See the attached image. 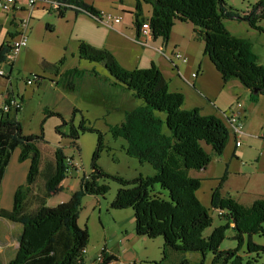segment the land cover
<instances>
[{
    "label": "trees",
    "instance_id": "obj_1",
    "mask_svg": "<svg viewBox=\"0 0 264 264\" xmlns=\"http://www.w3.org/2000/svg\"><path fill=\"white\" fill-rule=\"evenodd\" d=\"M65 8L84 13L101 20L102 13L84 0H64ZM152 7L149 19L154 39L168 42L176 22L190 23L194 27L196 39L204 44L203 54L215 66L225 82L239 81L251 93L252 101L264 96V66L253 51L250 40L230 34L224 23L226 18L244 20L251 29L264 34V0H258L247 14L240 16L224 0H136L135 25L140 29L145 21L142 4ZM63 15V12H61ZM9 42L0 44V65L6 61L11 50ZM79 57L90 63L100 64L116 84L124 86L145 103L129 112L124 120L114 126L110 133L114 140L123 139L127 146L125 153L140 165L149 164L155 174L127 180L107 173L100 165L101 154L111 152L103 143V134L86 128L82 118L76 125L74 118L80 113L73 111V118L66 121L60 114L45 110L46 117L60 118L61 125L56 132L71 140V146L79 151L76 142L84 133L96 134L97 147L91 159L89 174L80 179V187L70 199L48 207L47 201L63 191L62 183L69 176V161L63 147H58L54 158L42 162L40 145L46 143L44 124L39 135H24L21 122L17 118L1 115L0 118V194L6 170L15 150L20 149V162H30L26 182L20 185L13 199V209L0 208V219L19 223L23 233L19 248L9 264H87L84 251L90 241L87 226H79L83 209V199L87 196L104 198L110 191L109 182L120 186L110 208L112 210L132 209L135 219V234L146 239L163 238L162 260L170 254L185 255L195 253L213 256L212 264H248L255 255L264 254V197L251 206L241 205L231 197L222 195V183L212 194V211L221 212L223 224L215 227L211 235L205 231L212 227L213 218L197 197L202 181L193 178L191 171L208 169L212 157L203 144L221 156L230 142L228 127L214 115L203 116L199 109H183L185 97L173 93L161 70L152 64L147 69L125 70L114 55L106 49H97L86 43L79 46ZM65 63L63 57L58 63L43 61V74L61 76L60 69ZM12 66V65H11ZM11 68V67H10ZM6 77V76H4ZM40 85L42 76H35ZM257 91V93H255ZM21 110H16L18 115ZM68 133L63 134L62 129ZM112 160L117 162L116 155ZM43 163V164H42ZM43 181L41 193L35 188ZM156 186L168 193L163 198L156 192ZM233 230L232 240L237 247L221 250L227 231ZM255 238L263 243L255 242ZM255 260V258H254ZM117 258L103 252L102 261L91 264H111ZM257 262V261H256ZM188 262L184 259L181 264Z\"/></svg>",
    "mask_w": 264,
    "mask_h": 264
},
{
    "label": "crops",
    "instance_id": "obj_2",
    "mask_svg": "<svg viewBox=\"0 0 264 264\" xmlns=\"http://www.w3.org/2000/svg\"><path fill=\"white\" fill-rule=\"evenodd\" d=\"M51 1L62 2L64 0ZM84 1L102 13L101 20H96L84 13H77L70 8L66 9L65 6L48 5L46 0H38L31 11L27 10L26 0H18L17 5L18 7L20 6V9L18 7L15 8L11 14L0 12V16L6 20L7 25L5 38L0 44L3 42L11 44L12 38L17 31L19 19L24 17L31 18L30 40L35 20L34 13L41 12L42 14L54 15L55 20L52 23H47L45 29L62 38L60 45L64 54L60 56L59 60H56V57L54 60H50L52 59L50 53L47 54L50 58L46 54H42L44 56L40 57V64L43 61L56 64L64 57L65 63L60 69L61 76L55 78L53 75L43 74L40 68V73L37 75L44 77L45 80L40 85H37L36 82L33 85H28L29 87L36 86L35 88L39 90L43 88L45 93L48 94L52 106L47 107L53 110L44 109V115L45 110H49L60 114L66 121H70L73 118L74 109H77L80 113L74 118L76 125L83 118L86 128L101 131L95 128V125L92 126L89 120L90 115L94 113L99 120L107 124L108 132L110 133L111 129L121 123L129 112L145 106V103L131 91L120 84H116L103 66L80 59L79 46L81 43H86L97 49L108 50L114 55L120 66L128 71L147 69L152 64H155L167 80L170 92L181 93L185 97L183 106L185 110L197 108L203 116L214 115L220 118V114L224 111H229L237 101L242 102V119L245 126L244 133L246 134L241 139L242 145L236 147L235 140L233 139L234 143H230V140L229 145L226 146L221 156H217L214 152L212 153L205 149L212 157L208 169L205 171H191L190 175L193 178L200 179L202 181L201 186L205 183L209 184V181H211L213 183L211 196L221 183V179L224 178L222 195L229 197V195L235 194L233 198L244 206H251L255 201L262 199L264 197V96H260L259 101H252L250 91L245 89L244 85L239 81L225 82L211 61L204 56V44L196 39L194 27L190 23L176 22L168 42H164L161 38L154 39L152 37V39L141 43L140 32L135 25L136 0ZM61 12H63V15H61ZM107 14L120 18L121 22L110 25L105 19ZM151 16V5L143 3L142 17L146 21ZM178 24L185 26V29L177 27L179 26ZM1 27L2 25H0ZM230 34L232 33L230 32ZM70 45L71 51L68 52ZM28 47L29 43L21 54ZM55 50L56 52L58 51V46L55 47ZM175 50L185 55L188 58V63L184 64L181 61L169 60V56ZM45 51L47 53L48 49H45ZM20 55L11 68L6 69L7 76L0 77L1 80L3 79L0 82V101L14 96L21 100L24 108V97L20 95L18 87L16 86L15 88L12 84L13 72L16 69ZM193 74H197V76L193 77ZM44 83L46 84L44 85ZM61 107H64L63 110H61ZM8 116L11 118L18 117L15 111L10 112ZM48 118L58 117L45 116L43 121L46 123ZM62 132L67 134L68 129L64 128ZM108 132L104 133L106 138ZM60 138L68 139L69 147L78 152L74 146H71L69 138L61 135ZM62 143V141L59 142L58 147H63L65 155L75 160V153L72 156H68L67 146ZM104 145L110 147L111 152L109 153L111 155H116L118 150L125 153L127 143L123 139L116 141L111 139V141L106 140ZM77 147L79 148L78 145ZM128 160L137 164L134 178L139 174L145 177L155 174L149 164L140 165L135 159L129 158ZM101 165L103 166L102 163ZM214 169L215 172L213 171ZM89 172H85L82 166L79 169H72L71 174L62 183V192L69 191L66 199H70L72 193L79 189L80 179L89 174ZM88 200L93 203V206L101 208L100 198L89 196ZM66 201L62 200L61 203ZM12 209L13 204L11 207L5 208L8 211ZM22 233L23 227L21 224L0 219V264H9L14 259ZM135 236L134 234L130 236L131 241H135ZM108 252L109 255L116 257L118 261L119 251L111 249ZM171 256L174 262L163 261L161 263L179 264L184 259L187 260L185 255L172 253ZM191 256L192 258L188 264H197L200 255ZM115 263L116 261H113L111 264Z\"/></svg>",
    "mask_w": 264,
    "mask_h": 264
},
{
    "label": "rangeland",
    "instance_id": "obj_3",
    "mask_svg": "<svg viewBox=\"0 0 264 264\" xmlns=\"http://www.w3.org/2000/svg\"><path fill=\"white\" fill-rule=\"evenodd\" d=\"M224 1L228 6L234 9V12L242 16L251 11L252 7L257 3L258 0ZM34 15L35 20L33 22L29 47L20 55L12 77L13 86L15 88L17 86L20 95L24 97L25 106L17 117V119L21 122L24 135H39L41 133V125L45 118L44 109L48 108L47 106H52L50 104L48 94L45 93V90H43V88L39 90L35 88L36 86H26L27 80L30 77L40 73V57L44 56L42 54H46V56L50 58L49 55H47L50 53V56L52 57L50 60H54L55 57L56 60H59L61 58L60 56L64 54L62 53L63 51L60 45L62 38L57 36V34H52L45 29V25L47 23H52L55 20L54 15L42 14L41 12L34 13ZM224 23L227 29L234 36L245 38L251 41L253 44L254 53L259 56V64L264 66V34L251 29L249 27L250 25L244 20H232L230 18H226ZM0 25H2L0 28L1 43L4 40L7 32L6 20L2 18V16H0ZM178 25L179 26L177 27H183L182 29H185V26L182 24ZM261 26H264V22L261 23ZM57 46L58 51L56 52L55 47ZM45 49H48L47 53ZM70 51L71 45L68 49V52ZM10 67L11 66H8V69H10ZM1 81H3V79L1 80L0 78V82ZM45 84L46 83H44V85ZM63 108L64 107H61V110H63ZM48 109L53 110L50 107ZM89 120L92 123V126L95 125V128L101 130L100 132L103 134L104 143L106 140H114L111 133L108 132L107 124L102 122V120H99L94 113L90 115ZM60 124V119L48 118L44 125V136L46 143H42L40 145L42 151V162L44 163V161L47 159L50 160L54 158V153L58 147V143L62 141V144L67 146L66 150L68 156H72L75 153L74 159L83 167L85 172H89L91 169V159L97 147V135L92 133L82 134L80 139L77 141V145L79 146V151L77 152L72 147H69L68 139L65 140L60 138V135L55 131L56 126ZM106 132H108L107 138L104 135ZM230 140V143H234L233 138L230 137ZM203 147L207 151L213 153L210 146L203 144ZM20 153V149L15 150L3 179L0 194V208L2 209L12 206L14 202V194L17 188L26 182L30 162L28 160L20 162ZM116 158L118 161L114 162L112 160L111 153L104 151L99 159V161H101L99 165L109 174L118 175L127 180L133 179L135 177L137 164L131 162V160H128V156H126V154L121 150L117 151ZM213 171L215 172V169ZM212 185L213 183L209 181V184L205 183L197 192L199 201L205 208L210 210V214L214 220L212 227L205 231V236L211 235L215 227L223 224V220L220 219L218 212L212 211L211 209ZM109 186V193L104 198L100 197V201L102 203L100 209L99 207L93 206V203L88 200L89 196L85 197V200L83 199V209L81 211L78 223L81 228L87 226L90 234L89 245L86 249L87 255H85L86 263L91 264L94 262L101 250L106 248L108 251L111 249L113 251H119L118 261L124 264H162L160 260L162 259L163 253V238L159 237L157 239L150 240L135 236V241H131L130 236L133 234L136 235L135 220L133 221L134 211L132 209L112 210L110 208V204L114 200L116 192L120 186L115 181H110ZM42 189L43 181L39 180L35 191L40 194ZM156 192L161 193L163 198L168 197V193L166 191H162L158 186H156ZM68 193L69 191H64L54 195L47 201V206L56 207L62 202V200H69L66 199V197L69 195ZM234 196L235 194L229 195L231 198ZM232 236H234L233 230H228L226 240H224L221 245V250L227 251L237 247V242L232 240ZM128 240H130L129 242L133 243H129ZM255 242L262 244L263 240L255 238ZM243 251L244 250L239 252V254L244 257V264H248L249 259L246 258L244 254H242ZM171 255L172 254H170L167 260L169 263L174 262V259ZM191 255L197 254H186L187 262L191 260ZM253 256L255 260L254 258L251 260L252 264H264V254H261V258H257L255 255ZM212 261L213 256L207 253L204 257L200 256L197 264H212Z\"/></svg>",
    "mask_w": 264,
    "mask_h": 264
},
{
    "label": "built area",
    "instance_id": "obj_4",
    "mask_svg": "<svg viewBox=\"0 0 264 264\" xmlns=\"http://www.w3.org/2000/svg\"><path fill=\"white\" fill-rule=\"evenodd\" d=\"M18 0H0V12L4 14H11L13 13L14 9L18 7L17 5ZM38 0H26L27 2V10L31 11ZM46 3L55 4L57 6H66L61 2L46 0ZM20 9V6L18 7ZM30 17H24L18 20V27L15 36L12 38L11 41V50L6 57V61L0 65V77L7 76L5 69L8 66L13 65L17 57L21 54L23 50H25L29 43V31H30ZM106 21L110 24H117L121 22L120 18H115L110 14L105 15ZM152 30L150 28L149 20H146L141 29H140V42L144 43L149 39H152ZM143 40V41H142ZM169 60H178L182 63H188V58L183 55L179 51H174L171 56H169ZM197 74H193V77H196ZM35 76L30 77L27 80V85H33L35 83ZM23 104L21 100L16 97H8L2 101H0V115H6L12 111L22 110ZM243 104L240 101H237L235 105L228 111H224L220 114V118L224 121L225 125L228 127V132L231 138L235 140L236 147L242 145L241 139L246 135L244 133L245 126L243 123ZM70 172L71 174L72 169L81 167L80 164L75 161H69ZM221 215V212H218ZM108 252L106 248H103L97 257V261H102V254L103 252ZM84 254H87V251H84ZM115 264H124L117 261Z\"/></svg>",
    "mask_w": 264,
    "mask_h": 264
},
{
    "label": "water",
    "instance_id": "obj_5",
    "mask_svg": "<svg viewBox=\"0 0 264 264\" xmlns=\"http://www.w3.org/2000/svg\"><path fill=\"white\" fill-rule=\"evenodd\" d=\"M255 93H257V91H255Z\"/></svg>",
    "mask_w": 264,
    "mask_h": 264
}]
</instances>
